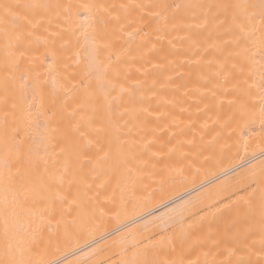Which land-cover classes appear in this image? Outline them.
<instances>
[{"label":"bare ground","instance_id":"6f19581e","mask_svg":"<svg viewBox=\"0 0 264 264\" xmlns=\"http://www.w3.org/2000/svg\"><path fill=\"white\" fill-rule=\"evenodd\" d=\"M225 2L238 0H0V3L51 6L19 10L35 25L30 27L35 36L30 46L25 42L27 51L22 58L19 52L15 57L8 55L10 50L0 26V138L5 127L9 137H16L19 158L13 156L12 172L19 168L22 175L27 174L29 155L40 161L41 173L44 160L49 167L53 160L63 162L61 150L66 148V137L72 135L73 122L64 111L63 92H53L48 65L53 64L57 76L63 74L71 79L75 75L72 83L79 84L86 70L82 35L85 29L89 33L96 30L98 43L111 42L116 52L127 53L122 81L133 93L135 103L125 104L120 110L127 107L136 111L135 126L129 125L132 132L128 138L136 141L135 151L140 157L136 171L129 176L118 163L116 145L109 149L104 132H94V142L99 138L104 151L97 153L94 147L89 156L93 164L105 153L107 158L100 161L95 171L91 164L84 165L85 178L71 186L64 183L62 187H54L51 199L17 201L14 194L19 183L6 186L0 182V256L6 227L21 241V246L35 234L42 240L41 251L51 264H121L131 260L133 253L150 240L157 244V251L161 242L165 252L175 248L170 258L180 259L181 245L187 254L197 242L204 244L209 234L218 238L232 229L234 221L237 227H243L249 208L235 193L240 182L253 168L258 171L264 160L259 90L252 87L247 95L236 90L237 85L249 88L253 81L246 85L243 82L246 76L232 72L235 60L229 61L224 70L228 83L222 77H212V82L206 84L232 51V45L225 43L230 37L213 27L211 15L207 27H184L203 25L200 10L193 21L183 9L172 7ZM122 4L168 5L165 38L158 41L152 35L158 26L164 25V20L149 15L148 9L144 10L142 21L139 11H132L128 20H124L119 7ZM89 5L103 8L89 9ZM117 15L121 17L123 32L113 19ZM101 17L109 21L107 34L100 24ZM130 32L139 35L130 39ZM145 32L150 35L145 36ZM35 37L40 39L37 41ZM142 41L150 42L142 45ZM209 61L217 63L209 65ZM124 75L127 80H123ZM216 84L220 86L215 87ZM208 88L215 91V96L208 93ZM128 99L125 94L124 100ZM30 103L42 105L48 114L39 116L34 108L30 118ZM69 103V110L76 107ZM100 126L98 121L97 127ZM3 155L0 144V157ZM57 192L59 196H67V202ZM73 200L76 202L71 203ZM189 217L196 227L185 238L172 224ZM210 249L211 254L205 257ZM152 255L149 251V258ZM213 258L228 259L224 245L216 249L209 241L203 247L197 246L190 255L191 260L199 259L200 264ZM252 259H260L258 251Z\"/></svg>","mask_w":264,"mask_h":264},{"label":"snow or ice","instance_id":"6c2138e0","mask_svg":"<svg viewBox=\"0 0 264 264\" xmlns=\"http://www.w3.org/2000/svg\"><path fill=\"white\" fill-rule=\"evenodd\" d=\"M49 8L50 5L38 4H11L0 3V26H3V35L6 41V46L10 50L8 55L15 57V53L19 52L21 58L27 51L25 42L30 46L34 32L30 30L34 28L33 20L25 13L22 14L19 10L23 9H38ZM89 9H102L103 6L89 5ZM115 8L116 5H112ZM124 12V20H128L132 15V11H139L141 15L139 20H143V12L148 9L149 15H155L165 23L163 26H158L152 33L156 35V39L162 40L165 38L168 29V5H142L130 4L119 6ZM176 9H183L186 14L191 15L193 21L197 18V10H200V15L203 18V25L186 24L183 25L191 29L192 27H207L211 15L213 27L222 29L223 34L230 37L225 43L232 45V51L228 53L223 63L219 64V70L212 73L206 80L207 83L212 82V77H222L225 84L229 82L228 75H225L224 70L229 61L235 60L231 64L233 73L238 72L242 76H246L244 84H248L249 80L253 83L247 89H241L237 85V91L247 95L250 88L256 87L260 95V112L259 116L262 125H264V0H238L236 3L225 2L215 5L202 4H184L173 5ZM208 8V12H204V8ZM153 8H161V12L150 11ZM215 9V12L211 10ZM107 12V9H104ZM111 16V13H109ZM116 21V26L120 31H124V26L121 24L119 15L113 17ZM176 16L172 17L175 21ZM51 23V21H49ZM100 24L103 31L107 34L109 31V21L101 17ZM175 27V24H173ZM115 27L111 31L115 32ZM163 33L164 35H161ZM219 34V33H218ZM84 37V54L86 58V70L83 72L79 84H73L72 80L76 79L72 75L71 79L61 74L57 76V70L52 63H49V79L51 80L53 92L62 91L64 94V111L72 119V135L66 137V148L61 150L64 157L63 162L53 160L49 167L48 161H43V172L39 171V160H33L31 155L28 156L29 165L28 173L22 175L19 168L13 173L14 167L13 156L19 158V148L16 147V137H9L7 127L4 128L3 136L0 138L4 155L0 157V182L6 186H15L19 183V187L14 194V200L27 201L31 198L34 202L39 200L51 199V193L54 187H62L64 183L71 186L73 183L83 180L86 176L84 165L91 164L92 170L103 159L107 158L108 153L104 157H98L97 163L93 164L92 157L89 152L92 148L97 149V153L104 151L100 145V139L92 138L94 132H104V138L109 149L116 145L119 155V165L122 166L127 174L131 176L137 169L140 162V157L135 151V140H130L128 137L132 132L130 124L135 126L134 121L137 119L136 111L133 108L124 107L135 103V97L131 90L125 87L122 81V65L125 63L126 52H116L111 42L98 43L96 30L93 29L89 33L87 29L82 32ZM139 35V32L128 33L130 39ZM145 36L150 34L145 32ZM38 41L40 38L35 37ZM79 39V38H78ZM150 41H142V45H146ZM171 43V41H169ZM217 50L223 51L218 46ZM23 49V50H22ZM77 65L80 63L78 59L80 52L75 53ZM209 65L217 63L209 61ZM68 65H64L63 72H67ZM127 76H123V80H127ZM87 82V83H85ZM139 86V85H138ZM216 84L215 87H219ZM34 99H35V89ZM208 93L215 96V91L208 88ZM125 94L129 99L124 100ZM76 104L75 108H71L69 103ZM35 108L39 116L47 115L43 110L42 105L30 103L28 105L29 117L31 118L32 111ZM128 117L126 120L125 117ZM101 122V126L97 127V122ZM123 122V123H122ZM127 129V133L125 132ZM264 151V150H262ZM59 165V167H58ZM243 192L245 195H240ZM236 195L240 200L248 204V212L246 213L244 225L242 228L237 227V222L234 221L232 229L226 230L225 233L218 238L209 234L204 244H197L190 247L187 254L184 252V247L181 245L182 256L180 259H171V255L176 251L172 248L165 252L163 243L159 244L160 251H157V244L149 242L133 253L131 260H124L121 264H200L199 259L191 260L190 255L196 251L197 246L203 247L207 242L211 241L212 246L219 249L221 245L227 252L228 259L217 261L213 258L211 261L205 259L203 264H264V160L260 162V168L257 171L253 168L248 175L240 182ZM56 195L63 201L67 202V196ZM258 201V202H257ZM73 200L71 203H75ZM219 211V209H217ZM203 219V217H201ZM196 227L195 222L189 217L187 221L181 220L178 223H173L172 228L178 229L181 236L187 238L192 230ZM15 241V243H14ZM163 241V238H162ZM42 240L38 239L35 234L23 241L17 239L14 233H9L5 228L3 254L0 256V264H51L41 251ZM47 245L44 246L46 251ZM149 251L153 255L149 258ZM205 253V257L211 254ZM260 254V259L253 260L252 257L257 253ZM223 254V253H221Z\"/></svg>","mask_w":264,"mask_h":264}]
</instances>
